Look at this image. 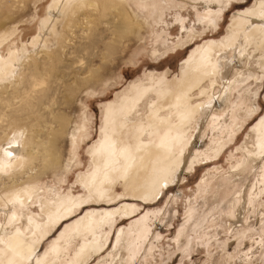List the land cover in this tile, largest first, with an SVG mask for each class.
<instances>
[{
  "label": "bare ground",
  "instance_id": "1",
  "mask_svg": "<svg viewBox=\"0 0 264 264\" xmlns=\"http://www.w3.org/2000/svg\"><path fill=\"white\" fill-rule=\"evenodd\" d=\"M173 1L177 0H53L33 41V45L42 48L24 55L22 60L16 51L5 58L0 55V81H7L0 86V141L15 131L21 133L19 141H11L9 137L0 144V201L7 209L3 215L5 223L0 222V264H28L38 256L42 243L83 204L105 205L116 200L117 184L123 186L122 196L126 199L155 197L163 186L173 183L183 170H189L198 161L200 155H193L191 150L199 146L206 125L203 123L195 135L192 131L200 120L210 125L207 111L221 116L231 111L234 91L250 79L263 84L264 0L254 9L234 16L225 40L195 50L181 65L182 78L174 86L167 82V76L146 75L145 80L118 93L114 102L102 108L100 138L92 151L91 170L80 179L88 197L63 196L56 187L39 182L38 172L31 171L34 167L45 171L53 168V148L48 138L62 130L64 120L51 108L52 102H59L58 98L64 99L66 94L76 96L78 92L89 99L99 93L98 88L111 86L110 80L99 74L105 65L98 69L93 59L111 57L109 53L122 49L123 41L131 34L138 35L162 18ZM232 1L235 0H178L181 8L207 6V13H198L199 20L216 26L219 15ZM4 6L5 2H0V13ZM6 30L0 31V50L18 28ZM191 37L194 35L190 34L188 39ZM179 43L184 47L186 41ZM173 49L161 39L152 55L158 59ZM42 77L49 79L46 86ZM43 86L47 93L38 97L35 108L30 93ZM251 90H246V96H251ZM253 102L245 111L247 117L256 110ZM81 103L80 106H85ZM237 116L242 118L241 113ZM30 120L34 122L31 126H23ZM88 131L85 125L76 126L70 137L76 142L87 138ZM42 134L48 141H44ZM223 140L219 139L208 155L219 154L225 145ZM251 141L244 160L229 174L231 184L242 182L264 166V118L253 129ZM75 164L71 163L69 169ZM224 186V183L217 186L213 200L216 201ZM254 190L255 184L250 180L233 194L228 203L236 220L232 226L245 219L248 198ZM33 203L43 204L40 216L27 209ZM133 214V208L127 204L117 210H88L81 219L65 227L49 252L38 256L35 264L89 263L108 247L110 239L100 232L104 226L116 215ZM123 233H119L114 250L98 264H129L130 245ZM73 247L75 255L70 258L69 250Z\"/></svg>",
  "mask_w": 264,
  "mask_h": 264
},
{
  "label": "rangeland",
  "instance_id": "2",
  "mask_svg": "<svg viewBox=\"0 0 264 264\" xmlns=\"http://www.w3.org/2000/svg\"><path fill=\"white\" fill-rule=\"evenodd\" d=\"M52 1L0 0L1 3L5 2L0 13V31L5 32L9 28H18L17 32L0 50V55L3 58L16 51L17 57L22 60L24 55H30L42 48V46L33 45V41L40 31L42 22L47 17ZM261 1H232L219 15L217 26L212 23L208 24L206 20H199L198 13H207L209 10L204 4L196 9L193 6L181 8L178 0L173 1L164 11L162 18L153 21L150 28L140 31L138 35L131 34L128 39L123 41L122 49L109 53L111 57L107 55L105 60L95 57L93 65L98 69L105 65L99 74L110 80L108 82L111 86L105 89L102 87V90L98 88L96 92L99 93L89 99L86 94L81 95L78 92L76 96L66 94L64 99L58 98L59 102H52L51 108L64 119L61 122L62 130L48 138L53 148L51 159L54 160V165L47 171L44 170L45 168L34 167L31 173L38 172L39 182L44 186L56 187L63 196L88 197L89 194L80 181L91 170L92 151L100 138L102 108L114 102L121 92L133 84L145 80L146 75H159L160 78L167 76V82H171L174 86L182 78L181 65L189 60L188 58L195 50L208 46L212 42L225 40L228 37L234 16L254 9ZM190 34H193L194 37L188 39ZM161 39L173 46L174 49L157 59L153 57L152 52L156 43ZM181 41H186L184 47L179 46ZM99 48L102 49L101 46ZM41 80L45 82L44 86L49 81L47 77H42ZM255 80L250 79L248 83L233 92L231 111L221 116L207 111L206 117L211 120H209L210 125L203 120L199 121V125L192 131V135L200 131L203 123L206 125V129L204 128L205 133L202 141L197 139L199 146L197 145L193 149L197 154L191 150L193 155H200L192 168L183 170L173 183L166 187L163 186L162 190L152 198L126 199L123 197L125 194L123 186L117 184L115 187L117 198L119 196L121 198L117 200L115 197L116 200L105 205L98 202H91V205L83 204L70 219L59 225L52 235L42 243L38 250V256L49 252L52 244L56 242L62 232L85 216L88 210H117L127 204L131 205L134 214L128 217L116 215L117 217L114 216L113 221L110 222L112 225L107 223L104 226L105 228L100 232L110 239L108 247L99 256L91 258L87 264H98L104 256L110 254L116 247V240L121 231L124 232V237L127 236L128 246H131L128 249L131 256H129V264H264V168H262L264 166H259L257 171H254L255 173L252 172L240 183L231 184L228 180L230 172L244 160L248 143L252 144L250 142H252L253 129L264 118V80L263 84H258ZM6 83L7 81H0V86ZM44 86L30 93L31 104L35 108L38 106V97H44L47 93L48 89ZM255 86L259 87L258 90ZM103 90L106 91L100 94ZM246 90L252 91L251 96H246ZM50 95L53 97L52 92ZM81 101V104L85 103V106L79 105ZM253 101H255L256 110H254V114L247 117L245 111H248L250 104L254 103ZM47 102L51 104L50 99ZM82 107L85 108L86 115L83 114L84 108L82 109ZM238 113L242 114V118L237 116ZM214 116L217 120L212 119L215 118ZM33 123L30 120L23 126L29 127ZM82 125L86 126V131L89 130V136L83 137L81 140L77 139L78 141L75 142V139L70 137V131L74 130V127ZM20 134L19 131L10 133L0 141V144L10 138L11 141H19ZM45 138L47 137L43 135V139ZM219 139L225 141L219 154L208 155L213 150L212 148H215V143ZM71 163L76 164L70 170ZM37 169L40 170L37 171ZM57 172L58 175L55 176L54 173ZM250 180L252 185L255 184V190L248 198L245 219L232 226L236 220L232 216L233 210L229 208L228 203L234 196L233 194H237L238 190L241 191ZM219 182L226 186L220 190V195L215 201L213 196L216 195ZM5 209V205L0 201V213H4L0 214L1 223H5L3 216L7 211ZM27 209L37 217L42 214L44 206L33 203L29 204ZM136 228L139 229L138 232ZM75 250V247L69 250L70 258L74 257ZM36 258L31 259L28 264H35Z\"/></svg>",
  "mask_w": 264,
  "mask_h": 264
}]
</instances>
